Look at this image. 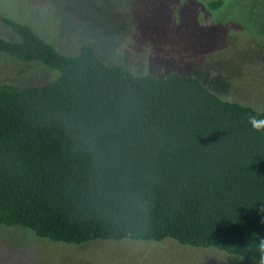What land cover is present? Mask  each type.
<instances>
[{"label":"trees","instance_id":"trees-1","mask_svg":"<svg viewBox=\"0 0 264 264\" xmlns=\"http://www.w3.org/2000/svg\"><path fill=\"white\" fill-rule=\"evenodd\" d=\"M4 23L0 52L53 74L0 82V225L70 246L166 240L259 264L264 132L248 117L264 107L192 74L136 71L91 42L64 55L32 26Z\"/></svg>","mask_w":264,"mask_h":264},{"label":"rangeland","instance_id":"rangeland-1","mask_svg":"<svg viewBox=\"0 0 264 264\" xmlns=\"http://www.w3.org/2000/svg\"><path fill=\"white\" fill-rule=\"evenodd\" d=\"M207 1L211 0H0V19L32 26L64 55L76 53L81 42H91L97 53L119 52L118 60L136 71L192 74L224 99L264 107V0H227L215 12L207 10ZM180 48L193 49V56L184 57ZM4 64L0 82L39 84L53 74L32 63L7 59ZM0 264L258 263L166 240L70 246L0 225Z\"/></svg>","mask_w":264,"mask_h":264},{"label":"clouds","instance_id":"clouds-1","mask_svg":"<svg viewBox=\"0 0 264 264\" xmlns=\"http://www.w3.org/2000/svg\"><path fill=\"white\" fill-rule=\"evenodd\" d=\"M248 123L253 131L264 132V118H258L255 115L248 117ZM261 249H264V238L259 241ZM259 264H264V255H261Z\"/></svg>","mask_w":264,"mask_h":264},{"label":"flooded vegetation","instance_id":"flooded-vegetation-1","mask_svg":"<svg viewBox=\"0 0 264 264\" xmlns=\"http://www.w3.org/2000/svg\"><path fill=\"white\" fill-rule=\"evenodd\" d=\"M5 20V19H4ZM4 20L3 19H0V21H2L3 25L5 24L4 23ZM1 23V22H0ZM5 28H6V32H5V36L6 34H8L9 30L8 28L6 27L5 25ZM4 34H0V38H4L5 37ZM4 58V59H3ZM3 59V61H2ZM7 59H11L10 57L6 56L5 54L1 53L0 52V71L3 73L2 76H4V71L5 69L7 68V64H4V60L5 62L7 63ZM3 70V71H2Z\"/></svg>","mask_w":264,"mask_h":264}]
</instances>
